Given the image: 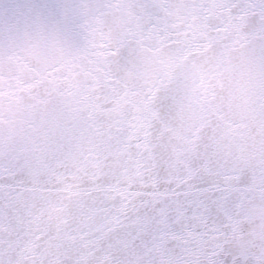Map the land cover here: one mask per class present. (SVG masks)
Here are the masks:
<instances>
[{
    "label": "snow or ice",
    "instance_id": "6c2138e0",
    "mask_svg": "<svg viewBox=\"0 0 264 264\" xmlns=\"http://www.w3.org/2000/svg\"><path fill=\"white\" fill-rule=\"evenodd\" d=\"M0 264H264V0L0 15Z\"/></svg>",
    "mask_w": 264,
    "mask_h": 264
},
{
    "label": "water",
    "instance_id": "95a60500",
    "mask_svg": "<svg viewBox=\"0 0 264 264\" xmlns=\"http://www.w3.org/2000/svg\"><path fill=\"white\" fill-rule=\"evenodd\" d=\"M58 0H0V15H9L20 4L53 5Z\"/></svg>",
    "mask_w": 264,
    "mask_h": 264
}]
</instances>
